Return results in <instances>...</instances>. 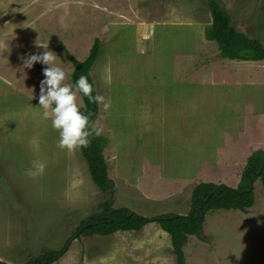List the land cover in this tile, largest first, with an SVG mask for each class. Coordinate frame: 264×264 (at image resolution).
I'll return each mask as SVG.
<instances>
[{
    "label": "rangeland",
    "instance_id": "obj_1",
    "mask_svg": "<svg viewBox=\"0 0 264 264\" xmlns=\"http://www.w3.org/2000/svg\"><path fill=\"white\" fill-rule=\"evenodd\" d=\"M218 1L238 30L264 44V0ZM211 20L206 0H0V260L24 264L61 248L104 200L81 149L58 147L50 118H41L42 71L23 66L26 55L44 51L35 41L48 42L73 83L61 44L82 60L101 40L92 75L110 108L100 107L95 123L109 140L115 208L187 214L199 182L238 185L247 158L264 150V60L221 57L204 35ZM33 160L45 162L42 175L28 174ZM254 187L246 211L205 215L201 236L184 245L185 264H264V184ZM52 264H176V257L169 234L151 222L79 234Z\"/></svg>",
    "mask_w": 264,
    "mask_h": 264
},
{
    "label": "trees",
    "instance_id": "obj_2",
    "mask_svg": "<svg viewBox=\"0 0 264 264\" xmlns=\"http://www.w3.org/2000/svg\"><path fill=\"white\" fill-rule=\"evenodd\" d=\"M211 12V23L204 29L205 38L215 41L223 58L239 61H263L264 44L258 38L238 30L233 24L230 14L218 0H206ZM66 55L72 61L74 70L72 81L80 75H86L97 92L92 69L100 55L102 43L95 38L88 55L79 60L61 44ZM36 66L42 71L43 66ZM82 110L90 113V120L96 122L100 106L89 103L82 97ZM109 140L104 135L94 136L86 148H80L87 162L92 181L104 193L100 203V211L84 218L73 233L59 249H44L39 256L30 257L24 264H52L60 260L69 250L71 241L79 234L111 235L117 231L141 230L148 223L157 222L171 239L176 264H185L184 245L190 236H201L205 223V215L213 210L234 209L246 211L255 204L254 183L260 179L264 184V150H254L247 158V163L237 186H229L215 182H199L192 190L191 209L187 214L165 213L153 217L138 214L127 206L114 207L115 182L110 177L108 163L104 154ZM250 168V170H247ZM202 212L204 215H202ZM0 264H8L0 260Z\"/></svg>",
    "mask_w": 264,
    "mask_h": 264
},
{
    "label": "clouds",
    "instance_id": "obj_3",
    "mask_svg": "<svg viewBox=\"0 0 264 264\" xmlns=\"http://www.w3.org/2000/svg\"><path fill=\"white\" fill-rule=\"evenodd\" d=\"M35 44L44 51L26 55L23 66L31 69L36 62L46 65L42 68L43 79L39 81V95L36 97L41 118H50L51 128L58 133V147L68 152L86 148L92 137L101 135L103 128L90 120V113L82 110L77 93L86 97L90 104L102 107L104 111L110 108V102L94 90L86 75H80L74 83H69L70 77L58 65V56L48 49V42L35 41ZM33 98L32 93L29 100ZM45 168V162L33 160L27 172L29 175L38 176L45 172Z\"/></svg>",
    "mask_w": 264,
    "mask_h": 264
},
{
    "label": "water",
    "instance_id": "obj_4",
    "mask_svg": "<svg viewBox=\"0 0 264 264\" xmlns=\"http://www.w3.org/2000/svg\"><path fill=\"white\" fill-rule=\"evenodd\" d=\"M247 170H250V168H248ZM202 215H204V213L202 212Z\"/></svg>",
    "mask_w": 264,
    "mask_h": 264
}]
</instances>
